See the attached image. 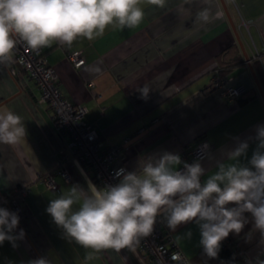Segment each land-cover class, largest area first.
<instances>
[{
    "label": "crops",
    "instance_id": "obj_1",
    "mask_svg": "<svg viewBox=\"0 0 264 264\" xmlns=\"http://www.w3.org/2000/svg\"><path fill=\"white\" fill-rule=\"evenodd\" d=\"M140 6L145 16L135 28L109 26L91 41L78 37L71 46L53 42L42 48L60 90L69 102L86 107V122L105 143L120 144L133 134L122 151L130 171L141 155L167 150L186 161L187 153L201 144L219 159L223 150L234 147V138L244 140L264 124V0H167L164 8L143 0ZM205 7L210 9V22H197V12ZM233 44L244 63L219 77L216 56ZM73 52L81 53L82 66L70 60ZM214 74L225 79L224 86L240 88L239 95L251 96L239 104V95H222L219 88H211ZM31 80L0 64V114H19L26 129L19 144L0 143V207L15 211L14 198L19 206L17 231L26 233L18 247L7 241L0 245V264H27L41 256L52 264H144L136 249L127 248L102 250L85 261L90 250L64 239L52 223L46 212L50 199L72 184L86 187L84 175L95 182L88 168L72 159L66 164L69 181L56 172L61 153L69 154V137L55 129L50 110L38 100L40 89ZM144 86L150 89L146 98L138 91ZM254 147L252 143L249 158ZM215 159L204 161L206 169L215 170ZM47 174L56 189L44 182ZM162 226L172 238L191 230V239L182 241L180 248L189 258L202 251L195 224L181 225L175 233ZM260 251L255 243L237 264Z\"/></svg>",
    "mask_w": 264,
    "mask_h": 264
},
{
    "label": "clouds",
    "instance_id": "obj_2",
    "mask_svg": "<svg viewBox=\"0 0 264 264\" xmlns=\"http://www.w3.org/2000/svg\"><path fill=\"white\" fill-rule=\"evenodd\" d=\"M143 0H0V64L11 62L21 42L33 51L53 42L71 46L78 37L91 41L102 36L109 26L131 29L139 26L145 12ZM164 8L167 0H146ZM210 9L197 12L196 21L208 23ZM142 98L150 89L139 88ZM23 118L9 110L0 114V143L17 145L25 138ZM235 139L232 148L215 159L205 144L191 163L179 153L163 150L141 155L135 169L120 168L113 174L114 184L98 187L84 175L86 187L72 184L46 208L52 223L69 242L94 253L112 249L134 250L142 238L151 236L160 218L173 233L181 225L195 224L200 233L199 245L204 264L218 260L223 242L230 234L240 236L246 225L245 243L258 234L260 252L245 258L244 264H264V124L244 140ZM254 143L250 158L248 152ZM215 159L210 171L204 161ZM206 177V178H204ZM204 178V179H202ZM17 212L0 207V245L5 241L14 248L25 238L18 226ZM191 230L177 235L172 243L178 249L190 240ZM175 264H192L182 252L171 255ZM27 264H52L47 256L30 259ZM160 264H164L163 261ZM237 264L235 254L230 261Z\"/></svg>",
    "mask_w": 264,
    "mask_h": 264
},
{
    "label": "built area",
    "instance_id": "obj_3",
    "mask_svg": "<svg viewBox=\"0 0 264 264\" xmlns=\"http://www.w3.org/2000/svg\"><path fill=\"white\" fill-rule=\"evenodd\" d=\"M69 58L75 67L84 64V58L80 52L71 53ZM6 65L12 74L25 73L38 85L40 89L38 100L50 110L55 129L69 137V154L61 153L57 163V173L69 181L70 174L66 164L72 159V161L74 160L76 163L86 166L94 176L93 181L98 186L103 187L105 184L117 182L113 179L116 170L126 168L130 171L122 161V151L128 146L133 134L126 135L120 144L105 143L95 129L86 122V107L65 99L58 86L55 70L47 62L42 49L33 51L21 42L14 50L11 62ZM224 83L225 79H219L216 74L213 75L212 84L221 90L222 95L234 98L241 93L240 88L226 87ZM142 131V128L139 129V132ZM204 145L201 144L195 150L187 153L186 161L191 163L198 158ZM115 160H118L119 163L115 164L113 162ZM43 180L49 188H57L51 174L45 175ZM17 191L22 194L25 192L24 189ZM12 204L13 209L19 211V206L14 198ZM172 240L171 233L163 229L160 218H158L154 233L151 236L142 238L135 249L141 255L144 264H160L161 261L164 264H175L171 259V255L173 252L181 250L172 243Z\"/></svg>",
    "mask_w": 264,
    "mask_h": 264
},
{
    "label": "trees",
    "instance_id": "obj_4",
    "mask_svg": "<svg viewBox=\"0 0 264 264\" xmlns=\"http://www.w3.org/2000/svg\"><path fill=\"white\" fill-rule=\"evenodd\" d=\"M216 59L218 61L217 75L219 73L218 75L219 77L224 76V74L230 69H232L233 67L244 63L243 58L237 54V46L234 44L223 49L216 56ZM211 88L216 89V87H214L212 83H211ZM251 94L252 93L250 92H244L243 94L239 95L235 100L239 104L244 103L249 99ZM93 177L94 176L91 174L92 180H93ZM250 227H251V224L246 225L244 232H242L240 236L230 234L229 237L222 244V249L219 254V259L209 260L207 261V264H220L221 261H230L233 258L234 254H235L236 260L239 258H242L244 255V252L249 247L257 243V240L259 238L257 234V236L252 240L251 243H245L244 234L249 231ZM190 259L192 261V264H204V260H205V258L202 256V251H200L198 254L194 255Z\"/></svg>",
    "mask_w": 264,
    "mask_h": 264
},
{
    "label": "rangeland",
    "instance_id": "obj_5",
    "mask_svg": "<svg viewBox=\"0 0 264 264\" xmlns=\"http://www.w3.org/2000/svg\"><path fill=\"white\" fill-rule=\"evenodd\" d=\"M33 82V80H31Z\"/></svg>",
    "mask_w": 264,
    "mask_h": 264
}]
</instances>
